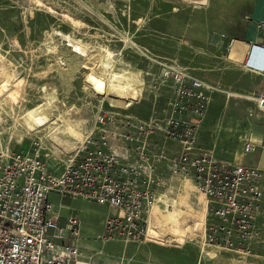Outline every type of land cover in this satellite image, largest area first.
<instances>
[{
    "label": "rangeland",
    "instance_id": "rangeland-1",
    "mask_svg": "<svg viewBox=\"0 0 264 264\" xmlns=\"http://www.w3.org/2000/svg\"><path fill=\"white\" fill-rule=\"evenodd\" d=\"M190 2L0 0V57L4 66L13 71L17 83V95L12 103L8 102L12 112L8 109L3 112L8 105L0 104V153H16L28 149L33 141H47L48 129H43L39 135H24L20 143L16 141L15 131V119L24 110L45 101L50 103L47 113L61 118L57 120V129L61 128L59 122L65 118L70 124L81 122V135L87 133L94 114L101 107L131 114L144 121L151 116V111L159 112L165 107L168 101L164 97L171 98L174 105L177 102L178 107L188 108L191 101L179 102L157 84L155 74L160 68L156 62H166L184 67L189 76L212 88L206 92L208 104L202 122L195 115H190L189 120L199 123V145L213 151L216 159L228 161V153L235 141L251 139L245 128L253 122L264 126V92L257 94L262 86L263 78L257 75L261 69H256L258 73L254 74L250 69L255 68L248 66L253 73L247 71L245 61L228 52L234 43L227 37L229 22L241 16L249 0H206L205 6ZM63 36H70L71 40L87 47L88 56L73 54ZM99 47L108 49L115 55V60L124 62L115 63L116 70L131 71L141 79V96L129 107L122 103H114V107L110 101L115 99L114 93L101 106L102 98L85 86L84 77L89 69L98 74ZM84 66L89 69H83ZM252 87L256 91L252 95L247 94L245 91ZM213 95L225 101L231 99L222 122L229 129L218 125L204 135L205 139H199L202 127L209 119L207 108ZM61 139L69 140L65 135ZM46 143L49 145L48 141ZM173 150L176 151L177 147L174 146ZM172 186L182 189L173 190L170 198L167 195L161 201L178 197L180 208L191 206L192 210L201 212V202L196 200L189 184L179 186L173 181ZM185 193L188 195H183ZM63 204L71 208L80 220L79 257L75 264H264L261 258L240 255L229 246H206L204 233L198 235L195 243L187 239L182 244L171 240L160 243L151 237L153 243L125 244L104 240L103 222L109 213L106 206L80 199L64 200ZM160 205L163 206L162 203ZM169 209L161 207L158 213L166 215ZM190 216L187 214L183 222L185 231H189L193 222ZM249 250L252 254L262 255L260 246L249 247Z\"/></svg>",
    "mask_w": 264,
    "mask_h": 264
},
{
    "label": "built area",
    "instance_id": "built-area-1",
    "mask_svg": "<svg viewBox=\"0 0 264 264\" xmlns=\"http://www.w3.org/2000/svg\"><path fill=\"white\" fill-rule=\"evenodd\" d=\"M156 64L158 86L179 102L191 101V110L164 97L165 107L151 111L144 121L101 107L74 149L37 140L26 150L0 153V264H75L80 220L74 211L61 215L64 200L106 206L104 240L153 243L147 234L153 210L166 209L161 198L182 189L173 188V181L204 195L206 246H229L264 261V168L220 161L202 148L199 123L189 116L202 122L206 92L212 88L178 64ZM257 148L251 139L244 140L245 155ZM49 162L61 171H51ZM52 194L57 205L50 200ZM253 246H260L262 255L250 253Z\"/></svg>",
    "mask_w": 264,
    "mask_h": 264
},
{
    "label": "bare ground",
    "instance_id": "bare-ground-1",
    "mask_svg": "<svg viewBox=\"0 0 264 264\" xmlns=\"http://www.w3.org/2000/svg\"><path fill=\"white\" fill-rule=\"evenodd\" d=\"M190 3H196L204 6L207 5L206 0H191ZM77 23L78 22H76V24ZM55 35L61 34L55 33ZM63 38L64 42L67 43V47L70 48L73 54L84 58L88 56L87 47H82L78 42L71 40L70 36H63ZM97 51L100 53L98 64H96L98 65V69L96 70L98 74H95L91 69L88 68V70L87 67L84 66L85 68L83 69L88 70V73H86L84 77L85 86L89 88V90H91L93 93H95V95L100 96L102 99H106L109 95L114 93L115 99H110L113 104L122 103L123 106H129L133 102H137V100L141 96L142 91L143 83L141 82V79L136 75L134 76L135 73L131 74V71L127 72L128 70H116V68H114V64H123L124 62L120 59L115 60V55L113 54V52L102 47H99ZM253 57L254 56L252 52L245 63L252 64V66H254V68L256 69L263 68L264 58L263 65L258 66L256 65V62L253 61ZM248 66L250 67V65L245 64V67ZM256 69L250 70L258 73ZM15 80L16 78L13 75V71L8 70L4 66L3 60L0 57V104L5 103L6 105H8V102L12 103L13 98L17 95V83ZM49 104V102L45 101L42 105H37L36 107H33L26 111L24 110V112H22L21 115L17 117V119H15V131L17 132L18 136L16 141L20 143L24 135L35 136L37 134L39 135V133L43 129H48L49 135L46 136V139L47 141L52 143L51 145L56 146V148L62 147L65 151L76 148L77 144L82 141L83 136L85 135H81L80 133L81 122L78 123L76 121L74 122V124H70L67 120H65V118H62V121L59 122V124H61V128L57 129L55 127L56 125H58L57 120H61V118H55L51 116L52 114L47 113ZM113 106L116 107L115 104ZM6 109H8L10 112H12L13 110L12 107L8 105L7 108L3 109L2 111L6 112ZM17 127L19 128V130ZM60 135H65L69 140L64 141V139H61ZM252 142L261 143L258 140H253ZM183 195L186 196L188 194L185 193ZM176 198L178 197H172L171 201L162 199L163 203H165L168 208H171L168 210V212L166 211V215L160 216L156 209L153 210L150 217V224L152 225V227L149 228L147 232L148 237H151L154 240L159 241L160 243H165L166 241L171 240L176 244H182L185 243L187 239L195 243L198 235H203V222L207 213L205 197L203 194L195 195V198H197L196 200L201 202V212H198V210H192L191 206L180 208L177 204L178 202ZM187 214L191 215L190 217L193 219L189 231H185L186 227L183 226V222L185 221Z\"/></svg>",
    "mask_w": 264,
    "mask_h": 264
},
{
    "label": "crops",
    "instance_id": "crops-1",
    "mask_svg": "<svg viewBox=\"0 0 264 264\" xmlns=\"http://www.w3.org/2000/svg\"><path fill=\"white\" fill-rule=\"evenodd\" d=\"M227 37L234 41L228 52H233V55H235L239 60H244L245 62L247 61V58H249V55L253 52V60L256 62V65L262 66L264 58V0H249V3L245 7L241 16L233 18L229 22ZM247 68L248 67H245V69L249 71ZM259 72L260 74L257 75L262 76L263 79L261 81L262 86L257 94L262 91L264 92V65ZM253 91H256L255 87L249 88L245 92L252 95L254 93ZM229 101H231V99L225 101L219 96H214L211 99L206 115L209 119L207 120L205 127H202L199 139L201 137L205 139L206 136L204 137V135H208L209 132L213 128H217L218 125H222L223 128L229 129L224 126L225 123H222L224 116L228 112ZM210 107L211 111H209ZM257 124L259 123L253 122L250 126H248V128H245L248 132H250L252 141L258 140L261 142L256 143L258 145L257 151L255 153L245 155L243 152V142L246 139L235 141L233 147L231 148V152L228 153L229 156L227 159L229 162H233L234 164L242 163L252 166L257 165L260 168H264V152L260 148L264 147V126L262 124ZM48 168L55 173H59L61 171L60 168L56 167L51 162L48 163ZM50 200L53 204H58V198L56 195L52 194L50 196ZM72 211L73 210H71V208H69L66 204H63V207L60 209V213L63 216Z\"/></svg>",
    "mask_w": 264,
    "mask_h": 264
}]
</instances>
